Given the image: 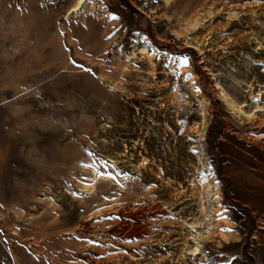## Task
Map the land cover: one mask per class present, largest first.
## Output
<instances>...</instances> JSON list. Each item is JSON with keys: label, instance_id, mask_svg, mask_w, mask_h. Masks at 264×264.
<instances>
[{"label": "rangeland", "instance_id": "rangeland-1", "mask_svg": "<svg viewBox=\"0 0 264 264\" xmlns=\"http://www.w3.org/2000/svg\"><path fill=\"white\" fill-rule=\"evenodd\" d=\"M0 264H264V0H0Z\"/></svg>", "mask_w": 264, "mask_h": 264}, {"label": "snow or ice", "instance_id": "snow-or-ice-1", "mask_svg": "<svg viewBox=\"0 0 264 264\" xmlns=\"http://www.w3.org/2000/svg\"><path fill=\"white\" fill-rule=\"evenodd\" d=\"M185 63H187V61H185Z\"/></svg>", "mask_w": 264, "mask_h": 264}, {"label": "bare ground", "instance_id": "bare-ground-1", "mask_svg": "<svg viewBox=\"0 0 264 264\" xmlns=\"http://www.w3.org/2000/svg\"><path fill=\"white\" fill-rule=\"evenodd\" d=\"M83 1V0H82Z\"/></svg>", "mask_w": 264, "mask_h": 264}]
</instances>
